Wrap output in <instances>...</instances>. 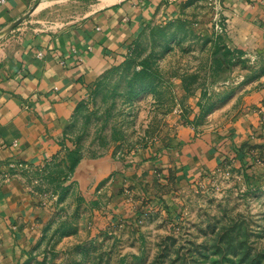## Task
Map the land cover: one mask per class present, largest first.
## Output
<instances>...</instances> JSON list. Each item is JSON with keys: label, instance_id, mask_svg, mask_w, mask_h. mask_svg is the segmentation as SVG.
I'll list each match as a JSON object with an SVG mask.
<instances>
[{"label": "rangeland", "instance_id": "rangeland-1", "mask_svg": "<svg viewBox=\"0 0 264 264\" xmlns=\"http://www.w3.org/2000/svg\"><path fill=\"white\" fill-rule=\"evenodd\" d=\"M224 4L170 0L161 6L126 58L77 109L67 134L74 151L69 164L169 146L182 125L207 138L231 128L251 93L264 88V56L225 45ZM63 5L40 17L38 33L83 17ZM49 183L53 221L23 264H264V138L187 186L178 205L137 214L136 221L104 208L112 196H82L57 178Z\"/></svg>", "mask_w": 264, "mask_h": 264}, {"label": "crops", "instance_id": "crops-1", "mask_svg": "<svg viewBox=\"0 0 264 264\" xmlns=\"http://www.w3.org/2000/svg\"><path fill=\"white\" fill-rule=\"evenodd\" d=\"M107 1L0 0V264H23L35 251L56 211L48 184L54 178L82 196H112L103 207L136 221L137 214L178 205L187 186L264 138L260 88L223 132L207 138L182 125L169 146L122 159L84 157L71 169L67 134L77 109L170 0ZM60 4L77 7L83 17L38 33L40 17ZM222 12L225 45L264 56V0H225Z\"/></svg>", "mask_w": 264, "mask_h": 264}, {"label": "trees", "instance_id": "trees-1", "mask_svg": "<svg viewBox=\"0 0 264 264\" xmlns=\"http://www.w3.org/2000/svg\"><path fill=\"white\" fill-rule=\"evenodd\" d=\"M73 152H74L73 150L70 152V154H69V158H70V156L72 155ZM69 158H68V159H69ZM81 159H82V158H81ZM81 159H79L77 162H79ZM77 162H75L74 165H71V164H70V168L73 169V168L75 167V165L77 164Z\"/></svg>", "mask_w": 264, "mask_h": 264}, {"label": "bare ground", "instance_id": "bare-ground-1", "mask_svg": "<svg viewBox=\"0 0 264 264\" xmlns=\"http://www.w3.org/2000/svg\"><path fill=\"white\" fill-rule=\"evenodd\" d=\"M113 1H116V0H108L107 2H113ZM41 6V5H40Z\"/></svg>", "mask_w": 264, "mask_h": 264}, {"label": "built area", "instance_id": "built-area-1", "mask_svg": "<svg viewBox=\"0 0 264 264\" xmlns=\"http://www.w3.org/2000/svg\"><path fill=\"white\" fill-rule=\"evenodd\" d=\"M2 2H5V0H2ZM80 61H82V59H80Z\"/></svg>", "mask_w": 264, "mask_h": 264}]
</instances>
